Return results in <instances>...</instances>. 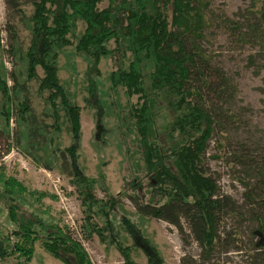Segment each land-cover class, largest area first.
Listing matches in <instances>:
<instances>
[{"label":"trees","instance_id":"obj_1","mask_svg":"<svg viewBox=\"0 0 264 264\" xmlns=\"http://www.w3.org/2000/svg\"><path fill=\"white\" fill-rule=\"evenodd\" d=\"M101 1L4 0L13 16L18 14L22 17L25 5L33 8L29 17L30 40L24 52L25 83L37 80L38 89L46 93L54 129L59 131L60 128L58 102L68 116L71 144L64 149H53L52 153L58 157L62 171L71 177L81 200L84 213L82 232L87 237L96 233L103 240L107 230L124 264H136L131 257L132 245L145 254L146 264H165L155 245L125 215L120 217V224L129 234L131 245L121 242L111 219L118 200L114 197L106 201L96 198L94 187L98 180L86 176L78 167L76 149L81 137L80 107L69 98L60 83L56 64L58 50L71 44L69 35L75 34L78 20H82L85 27L76 40L75 51L91 60L84 74L88 93L85 102L94 104L91 98L97 93V81L93 74L100 73L98 64L101 58L115 57L117 67L109 74V89L124 88L130 106L129 116L134 119V127L140 137L139 149L146 168L144 176L148 198L142 199L135 192V187L129 189L132 192H125L136 213L164 220L175 226L181 235L185 233L186 225L188 236L201 247V255L206 258L217 248L243 251L239 235L241 226L230 232L222 233L220 230L225 215H240L241 219L255 224L252 229L258 236L255 243L249 240L252 244L249 250L251 262L264 264V178L259 179L257 188L243 181L242 204L250 210L242 212V204L222 193L216 178L209 173L210 141L221 127L216 113L207 107L205 90H215L223 80L217 70H212L210 56L201 47L208 21L204 12L207 4L204 0H105L107 5L100 8ZM260 12L264 19V12ZM259 23L260 18L257 25L262 28ZM254 25L256 23L251 26ZM6 28L9 36L14 37L13 26L8 23ZM4 29L0 24V50L2 46L13 53V39L5 42ZM111 40L113 48L108 47ZM128 52L131 59L125 66ZM38 66L43 71L41 77L37 74ZM8 71L12 85L7 80L0 58V95L5 102H14L18 81L15 69L8 68ZM212 76L217 77L216 83L210 81ZM25 86L23 84L26 92ZM133 96H137L136 106L130 102ZM160 99L173 114L162 132L165 144L160 142L155 129ZM16 105L20 127H26L28 142H36V146L52 144L53 133L40 130L42 126L33 113L30 98L26 95ZM9 113V107L5 106L7 124ZM95 116L97 137L103 128L99 113ZM14 137L19 140L17 130ZM216 146L218 150L225 148L222 142ZM248 160L247 167L250 168L253 164ZM45 166L50 168L48 164ZM1 181L4 188L0 189V198L12 228L6 237L8 243L0 240V261L12 254L17 259L15 264L28 262L33 255L34 243L40 242L62 264H93L83 245L73 238L68 228L22 207L14 191H23V188L14 178L2 179L0 175ZM97 218L102 219L104 226H98ZM87 228L90 229L88 234L85 232ZM179 264L196 262L190 256H183Z\"/></svg>","mask_w":264,"mask_h":264},{"label":"rangeland","instance_id":"obj_2","mask_svg":"<svg viewBox=\"0 0 264 264\" xmlns=\"http://www.w3.org/2000/svg\"><path fill=\"white\" fill-rule=\"evenodd\" d=\"M204 1L207 4L204 12L208 21L201 47L210 56L212 70H217L223 80L215 90H205L207 107L216 113L221 127L210 141L208 168L209 173L216 178L220 191L242 204L244 182L257 188L260 185L259 179L264 178V19L260 15V11L264 12V0ZM106 5L105 0L99 3L100 8ZM23 11L22 17L18 14L13 16L14 13L8 12L4 0H0V24L3 29L5 27L3 38L5 42H10L12 38L14 44L13 53L1 46L0 58L9 84L13 82L8 68L15 69L18 81L16 94L13 95L14 102H5L0 95V175L2 179L14 178L23 188V191L15 189L14 195L25 210L36 212L68 228L73 238L83 245L93 264H124L107 230L104 231L103 240L96 233H90L87 237L81 230L84 219L81 200L71 177L62 171L58 157L52 153L53 149H64L71 144L69 119L58 102L60 128L59 131L54 129L46 104V93L38 89L37 80L25 83L24 52L30 40L29 17L33 8L25 5ZM259 18V26L263 29L257 25ZM8 23L14 28V37L9 36L6 28ZM254 23L256 25L251 26ZM84 27V22L78 20L75 34L69 35L71 44L58 50V77L69 98L80 107L81 137L76 149L78 167L86 176L98 180L94 187L96 198L106 201L114 197L118 200L111 219L121 242L131 245L129 234L120 224V217L125 215L155 245L165 264H179L183 256H190L196 264H252L249 251L252 244L249 240L255 243L258 236L252 229L255 224H251L248 219H241L240 215H225L220 230L222 233L230 232L241 226L239 235L243 251H223L217 248L206 258L201 255V247L188 236L190 233L186 225L185 233L181 235L175 226L164 220L136 213L125 192H132L129 189L135 187V192L142 199L148 198V185L144 176L146 168L139 149L140 137L134 127V119L129 116L130 106L124 88L118 86L114 91L109 89V74L117 67L115 57L101 58L98 64L100 73L93 74L97 81V93L91 98L94 104L85 102L88 93L84 74L91 60L75 51L76 40ZM108 47H114L112 40ZM130 59L128 52L124 59L125 66ZM37 74L39 77L43 75L40 66L37 67ZM217 80V77L210 78L213 83ZM23 84L26 85V92ZM25 94L30 98L33 113L42 126L40 130L53 133L52 144L36 146V142H28L26 127H20L16 105ZM130 102L136 106L137 96L131 97ZM5 106L10 111L9 124L6 123ZM159 109L155 129L160 142L165 144V134L162 132L173 114L167 110L162 99L159 100ZM97 112L103 129H100V135L96 137L94 125ZM16 130L18 141L14 137ZM218 142L225 145L224 150H218ZM248 159L254 165L250 166L254 171L247 167ZM3 186L1 181L0 189ZM2 201L0 198V240L8 243L6 237L12 225L8 222ZM241 206L242 212L250 210L244 204ZM95 222L98 226H104L100 218L95 219ZM85 232L88 234L90 229L87 228ZM131 257L136 264H146L145 254L133 245ZM16 262L15 255L11 254L2 258L0 264ZM23 264L62 262L47 252L40 242H35L32 258Z\"/></svg>","mask_w":264,"mask_h":264}]
</instances>
